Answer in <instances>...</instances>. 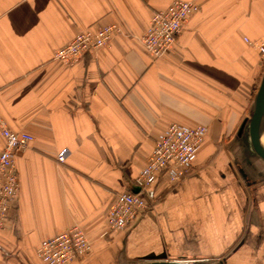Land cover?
<instances>
[{
    "label": "crops",
    "instance_id": "1",
    "mask_svg": "<svg viewBox=\"0 0 264 264\" xmlns=\"http://www.w3.org/2000/svg\"><path fill=\"white\" fill-rule=\"evenodd\" d=\"M174 1L0 0V118L34 137L17 155L0 264H46L41 240L74 225L92 248L73 264H264V161L241 130L264 74V0H187L199 11L155 58L141 36ZM103 25L120 29L109 46L73 65L55 57ZM171 123L209 129L191 172L163 173L149 210L108 231Z\"/></svg>",
    "mask_w": 264,
    "mask_h": 264
},
{
    "label": "built area",
    "instance_id": "2",
    "mask_svg": "<svg viewBox=\"0 0 264 264\" xmlns=\"http://www.w3.org/2000/svg\"><path fill=\"white\" fill-rule=\"evenodd\" d=\"M199 9L200 5L195 1L175 0L166 9L156 11L149 27L141 36L143 45L155 58L164 56L177 41L190 17ZM118 31L120 29L116 25L81 30L72 41L56 51L55 57L73 65L81 61L86 54L109 46L113 34ZM260 50L264 53V43L260 44ZM0 128L5 138V145L0 153L1 227L11 202L19 193L20 180L16 163L18 152L28 147L34 137L30 133L11 129L2 118H0ZM208 132L206 125L191 127L171 123L156 139L147 164L136 177L137 190L121 192L117 195L107 216L108 231L127 229L141 214L149 210L154 186L163 173L170 183L187 176ZM66 153L67 151L64 150L58 156L61 162L65 161ZM91 248L92 243L86 233L81 227L74 225L41 240L37 255L46 264H73L76 260L85 257Z\"/></svg>",
    "mask_w": 264,
    "mask_h": 264
},
{
    "label": "water",
    "instance_id": "3",
    "mask_svg": "<svg viewBox=\"0 0 264 264\" xmlns=\"http://www.w3.org/2000/svg\"><path fill=\"white\" fill-rule=\"evenodd\" d=\"M245 127L249 131V141L254 153L264 161V142H263V131H264V74L257 89L254 107L251 115L245 119L241 125V130ZM144 264H199L189 263L185 261H160L151 262Z\"/></svg>",
    "mask_w": 264,
    "mask_h": 264
},
{
    "label": "rangeland",
    "instance_id": "4",
    "mask_svg": "<svg viewBox=\"0 0 264 264\" xmlns=\"http://www.w3.org/2000/svg\"><path fill=\"white\" fill-rule=\"evenodd\" d=\"M248 136H249V135H248ZM263 139H264V131H263ZM246 140L248 141L247 143H248L249 146L251 147V145H250V141H249V138H247ZM251 149H252V147L250 148V150H251ZM251 151H252V150H251ZM252 153H253V152H252ZM255 155H256V154L253 153V158H252L253 160L256 159V161H258V162H259V161H262L257 155H256L257 157H256Z\"/></svg>",
    "mask_w": 264,
    "mask_h": 264
},
{
    "label": "bare ground",
    "instance_id": "5",
    "mask_svg": "<svg viewBox=\"0 0 264 264\" xmlns=\"http://www.w3.org/2000/svg\"><path fill=\"white\" fill-rule=\"evenodd\" d=\"M263 142H264V139H263Z\"/></svg>",
    "mask_w": 264,
    "mask_h": 264
}]
</instances>
